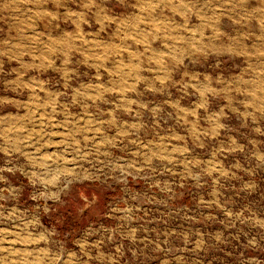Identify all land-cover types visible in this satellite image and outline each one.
Segmentation results:
<instances>
[{
    "label": "rangeland",
    "instance_id": "1",
    "mask_svg": "<svg viewBox=\"0 0 264 264\" xmlns=\"http://www.w3.org/2000/svg\"><path fill=\"white\" fill-rule=\"evenodd\" d=\"M0 264H264V0H0Z\"/></svg>",
    "mask_w": 264,
    "mask_h": 264
}]
</instances>
